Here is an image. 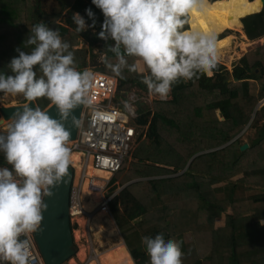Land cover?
I'll return each mask as SVG.
<instances>
[{"label": "trees", "instance_id": "trees-1", "mask_svg": "<svg viewBox=\"0 0 264 264\" xmlns=\"http://www.w3.org/2000/svg\"><path fill=\"white\" fill-rule=\"evenodd\" d=\"M44 1L0 0V72L14 75L10 60L18 55L16 48L30 52L35 47L26 41L37 23L57 30L69 43L77 70H85L99 54L116 63L108 51L115 42L96 35L104 16L91 0H56L59 9L52 12L43 9ZM85 8L92 9L96 23L78 33L71 17L79 12L90 24ZM188 21L189 16L184 30ZM242 23L250 40L264 38L263 3L261 11L243 17ZM81 40L88 47L78 48ZM126 60L140 62L132 56ZM33 70L36 78L43 75L39 65ZM103 70L123 86L148 91L142 82L148 75L144 65L143 71L125 67L121 76L104 63ZM211 71L180 80L170 98L140 109L137 122L146 128L132 152L135 160L125 162L114 180L153 178L130 182L110 201L135 264H149L141 237L157 233L181 242L182 264H264V104L257 107L264 98V43L246 52L231 70L218 61ZM35 101L41 110L51 104L46 97ZM245 127L257 132L241 150L244 140L238 135ZM0 134L6 136V131ZM6 164L0 152V166Z\"/></svg>", "mask_w": 264, "mask_h": 264}, {"label": "clouds", "instance_id": "clouds-1", "mask_svg": "<svg viewBox=\"0 0 264 264\" xmlns=\"http://www.w3.org/2000/svg\"><path fill=\"white\" fill-rule=\"evenodd\" d=\"M104 16L99 38L109 37L115 42L108 51L116 56L109 63L100 61L116 76L122 69L143 71L137 63L128 64L126 57L139 58L148 70L142 82L150 93L167 98L172 86L187 82L199 73L211 74L218 62L216 34L212 31L184 30V24L193 10L203 7L202 0H91ZM87 17L73 13L75 30L93 27L96 23L91 8H85ZM189 23V21H188ZM34 35L26 41L34 44L30 52L16 48L17 56L10 60L14 75L0 72V92L23 94L27 101L46 97L54 104L61 119L69 115L76 104H92L88 90L95 80L90 70L74 67L69 43L62 40L57 30L44 23L34 24ZM123 49V52L121 51ZM34 65L43 75L36 78ZM14 113L7 126L6 136L0 134V152L11 167H0V264H28L27 241L21 234L34 232L42 220V193L48 186L59 183L70 165L69 131L57 119L25 103ZM75 125L80 120L72 117ZM142 244L149 264H182L181 242L165 238L142 236Z\"/></svg>", "mask_w": 264, "mask_h": 264}, {"label": "built area", "instance_id": "built-area-1", "mask_svg": "<svg viewBox=\"0 0 264 264\" xmlns=\"http://www.w3.org/2000/svg\"><path fill=\"white\" fill-rule=\"evenodd\" d=\"M95 62L89 63L85 68L95 73V80L88 90L93 102L91 105L85 104L77 138L67 142L70 154L73 152L80 154L77 164L70 161L75 172L70 201L73 230L75 227L73 218L80 217L81 224L91 227L112 214L110 201L118 192L111 193V189L119 184L114 177L123 164L132 159V152L139 136L146 128L137 122L143 101L139 90L134 86L121 85L117 77L103 70L101 61ZM90 169L108 172L110 176L108 178L97 176L91 173ZM85 189L88 192L86 195ZM94 196L98 202L88 209L85 202L91 201ZM19 239L27 241L28 264H45L35 242L34 232L21 234ZM95 256L97 252L87 251L84 260L77 258V261L71 262L75 257L73 256L63 264H90ZM3 264L8 262L5 261Z\"/></svg>", "mask_w": 264, "mask_h": 264}, {"label": "water", "instance_id": "water-1", "mask_svg": "<svg viewBox=\"0 0 264 264\" xmlns=\"http://www.w3.org/2000/svg\"><path fill=\"white\" fill-rule=\"evenodd\" d=\"M262 2L264 6V0H262ZM25 103L29 104L30 107H38L35 100ZM25 103L2 105L0 107V123L3 120L13 119L14 113L17 110H21L20 106ZM84 107L85 104L83 103L76 104L69 110V115L64 119H61L58 108L52 103L43 110L46 111L50 117L57 119L63 124L66 130L69 131V141H72L77 138ZM73 116L80 120V125H75L73 123ZM247 126H249V124ZM248 146V143H243L240 149L245 150ZM74 174V167L70 163L66 174L61 177L60 182H54L53 185L48 186L50 194H44L42 198V203L45 207L41 209L42 220L38 229L34 231V239L44 258L45 264H63L77 252L70 218V201Z\"/></svg>", "mask_w": 264, "mask_h": 264}, {"label": "rangeland", "instance_id": "rangeland-1", "mask_svg": "<svg viewBox=\"0 0 264 264\" xmlns=\"http://www.w3.org/2000/svg\"><path fill=\"white\" fill-rule=\"evenodd\" d=\"M43 9L46 12L57 11L59 9V5L57 4L56 0H45L43 2ZM60 20L62 23L65 22L63 16L61 17ZM242 30L244 31L243 28H242ZM224 35H231V37H234L232 46L230 49H226L225 56L223 57V60L218 59V61H220L221 63L226 65L228 67V69H230V68L232 69V62L233 61L235 62V60H238L237 58L240 59L246 52H248L250 50H255L264 43V38H261V39H259V41L251 44L252 40H250L249 38H248V40L244 39L242 37V33L240 31H236V30H227L226 32H223L222 34H220L218 37H222ZM246 43H249V44L246 45ZM85 45H86V42L84 40H81L80 44L77 47L82 48V47H85ZM236 53H238V54H236ZM100 57H101V54H99L98 57H96L95 59H93V61H90L89 63L95 64L96 63L95 61L99 62ZM79 71H82V70L79 69ZM134 88H137L139 90V93L141 94V96H143V101L141 102V108L142 109H145V108L151 106L152 102L154 100L160 98L157 95H155L154 93L150 94L149 90L143 91V89L141 87H137V86H134ZM148 92H149V94H148ZM170 96L171 95L169 94L167 96V98H170ZM23 100H26L24 98L23 94H17L15 96H13L11 94H5V93L0 92V107L2 105H16V104H20V103H25V102H22ZM0 117H1V114H0ZM12 122H13V119L2 121L0 123V130L5 131L7 129V126L9 124H11ZM263 122H264V120L262 122H260V125ZM247 128H246V130H247ZM245 131L242 134L240 133L239 136L244 135V133H246V135L244 136V143H248L249 138L250 137L254 138L256 136L257 131H256V128H249L246 132ZM142 137L145 138L144 135ZM245 137L247 138L246 140H245ZM144 141L146 143H149L148 138L144 139ZM70 156H71V154H70ZM131 160H135V159L133 158ZM128 161L129 160H127L126 162H128ZM0 167H9L10 168L11 165L6 164V165H2ZM148 178H153V177H138V178L127 180L125 183H122L120 181V179H118L119 184L114 186L111 189V193L112 192H119L125 185L129 184L130 182H134V181H138V180H146ZM115 179H117V177ZM85 191H86V189H85ZM42 196H43V193H42ZM105 216H107V215H105ZM113 218L114 217L112 216V214H109L107 217L102 218L98 224H93L91 227H87L86 224H84V225L81 224L82 220L80 217L73 218L72 221L75 224L74 225L75 226L74 227L75 242L77 241L76 246L78 247L77 254H78L81 246H83L85 248L84 252H85V256H86L87 251H89V252L91 251V253L92 252L99 253V252H102V251H104L110 247L115 246L120 241H123L124 240L123 235L120 232L119 227L116 225L115 219H113ZM222 222L223 221L221 219L219 221H217L218 224H222ZM76 232H78L80 235V237L78 239L76 238ZM78 244L80 246H78ZM75 256H76V254H75ZM77 258H79V260H81L80 257L76 256L71 260V262L77 261L78 260ZM90 264H99V263L96 262V259H92L90 261ZM134 264H135V261H134Z\"/></svg>", "mask_w": 264, "mask_h": 264}, {"label": "bare ground", "instance_id": "bare-ground-1", "mask_svg": "<svg viewBox=\"0 0 264 264\" xmlns=\"http://www.w3.org/2000/svg\"><path fill=\"white\" fill-rule=\"evenodd\" d=\"M202 3V8L193 10V12L189 15V29L187 30L214 32L216 34L218 59L223 60L226 49H230L232 46L234 37H231V35H227L223 38H219L218 36L222 34L226 29L240 31L242 33V36H244V31L242 30L243 23L241 21V18L254 12L260 11L262 0H219L214 3L209 0H202ZM79 159V153H71L70 161L73 162V164H77V162H79ZM90 171L97 176H102L105 178H108L110 176V174L105 171L93 169H90ZM84 194L86 195L88 194V192L84 191ZM91 199V201L85 202V205L88 209L92 208L98 202L95 196ZM79 237V233L76 232V238L78 239ZM125 245L126 244H124L123 241H120L115 246L97 253V256H95L96 262L99 264H134L131 253H129ZM84 249L85 248L81 246L78 252L81 260L85 259Z\"/></svg>", "mask_w": 264, "mask_h": 264}, {"label": "crops", "instance_id": "crops-1", "mask_svg": "<svg viewBox=\"0 0 264 264\" xmlns=\"http://www.w3.org/2000/svg\"><path fill=\"white\" fill-rule=\"evenodd\" d=\"M262 3H263V2H262ZM261 7H262V5H261ZM261 7H260V11H261ZM258 12H259V11H258ZM254 13H256V12H254ZM86 24H87V23H86ZM227 30H230V29H227ZM227 30H226V31H227ZM224 36H226V35H224ZM222 37H223V36H222ZM242 37H243L244 39H247V40H248V37H247V35H246L245 32H244V36H242ZM257 41H259V39H257V40H252L251 44L254 43V42H257ZM248 44H249V43H246V45H248ZM85 47H88V44H87V43H86ZM241 52H242V51H241ZM238 53H239V52H238ZM237 59H239V58H237ZM237 61H238V60H235V62H237ZM138 65H139V68L143 69V62H142V61H140V62L138 63ZM233 65H234V61L232 62V68H233ZM230 67H231V66H230ZM230 70H231V68H230ZM211 72H212V71H211ZM211 74H212V73H211ZM211 74H210V75H211ZM169 94H170V93H169ZM263 104H264V99H262V100L260 101V103L258 104L257 107H259V106H261V105H263ZM248 129H249V128H248ZM248 129H247V130H248ZM247 130H246V131H247ZM246 131H245V132H246ZM239 135H240V134H239ZM245 135H246V133H244V135H243V140H244V136H245ZM246 139H247V138L245 137V140H246ZM250 139H252V137H250L249 140H250ZM249 140H248V141H249ZM248 144H249V143H248ZM132 159H133V157H132ZM117 180H118V179H117ZM112 216H113V215H112ZM262 222L264 223V220H262ZM72 229H73V228H72ZM73 235H74V230H73ZM74 242H75V236H74ZM123 242H124V244H126L124 240H123ZM75 244H77V241L75 242ZM78 246H80V245L78 244ZM125 247L127 248V245H125ZM127 250H128V248H127ZM77 251H78V247H77ZM74 256H75V255H74ZM76 256L79 257L78 254H77V252H76ZM76 256H75V257H76ZM78 259H79V258H78Z\"/></svg>", "mask_w": 264, "mask_h": 264}]
</instances>
